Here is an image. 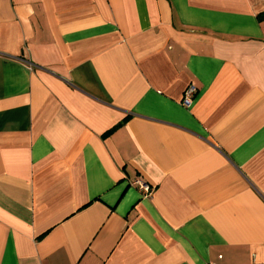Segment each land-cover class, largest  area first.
I'll return each mask as SVG.
<instances>
[{
  "label": "crops",
  "instance_id": "crops-1",
  "mask_svg": "<svg viewBox=\"0 0 264 264\" xmlns=\"http://www.w3.org/2000/svg\"><path fill=\"white\" fill-rule=\"evenodd\" d=\"M0 264H264V0H0Z\"/></svg>",
  "mask_w": 264,
  "mask_h": 264
},
{
  "label": "built area",
  "instance_id": "built-area-1",
  "mask_svg": "<svg viewBox=\"0 0 264 264\" xmlns=\"http://www.w3.org/2000/svg\"><path fill=\"white\" fill-rule=\"evenodd\" d=\"M197 94V87L194 83H190L184 91L182 103L186 107H191ZM132 184L139 186L145 196H149L153 192V186L141 179L132 181Z\"/></svg>",
  "mask_w": 264,
  "mask_h": 264
}]
</instances>
